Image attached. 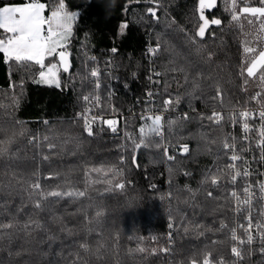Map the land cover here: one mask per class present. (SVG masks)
<instances>
[{
	"label": "trees",
	"instance_id": "1",
	"mask_svg": "<svg viewBox=\"0 0 264 264\" xmlns=\"http://www.w3.org/2000/svg\"><path fill=\"white\" fill-rule=\"evenodd\" d=\"M21 2L0 0V5ZM42 2L50 11L58 0ZM65 2L69 11L79 15L68 46L74 66L70 73H60V88L36 83V66L5 63L0 54V224H14L0 229V264H162L167 221L175 228L174 264H190L193 258L199 262L205 253L216 262L223 258L224 263H232L228 176L220 187L202 183L209 170L215 172L229 163L219 148L229 138V126L226 119L216 125L201 116L246 105L259 91V73L256 80L248 78L246 86V76L239 75L240 68L247 66L245 40L254 47L252 39L230 23L219 0L205 14L221 19L222 25L210 27L208 32L214 35L206 34L196 45L191 38L199 24L198 0H159L158 20L147 14V8L155 5L144 0ZM248 3L260 6L259 1ZM124 22L128 28L121 34L119 26ZM150 35L161 45L160 99L172 97V110L181 114L169 117L176 123L167 125L166 142L190 145L189 153L177 156L167 171L161 141H149L134 164L129 139L105 127L95 128L89 137L75 119L82 110L81 95L93 93L88 80L82 79L88 72L85 56L115 65L129 76L144 69ZM215 87L223 93V105L208 99ZM259 92L264 95V89ZM129 96L123 92L117 103L123 104ZM33 135L37 140L30 143ZM49 144L55 147L49 149ZM94 168L105 171H91ZM109 168L119 169L120 174L113 177ZM36 182L45 193L83 191L85 196L48 198L37 209L40 197L29 187ZM119 182L125 183L124 189L115 188ZM208 191L214 198L207 196ZM221 223L228 227L221 229Z\"/></svg>",
	"mask_w": 264,
	"mask_h": 264
},
{
	"label": "snow or ice",
	"instance_id": "2",
	"mask_svg": "<svg viewBox=\"0 0 264 264\" xmlns=\"http://www.w3.org/2000/svg\"><path fill=\"white\" fill-rule=\"evenodd\" d=\"M137 3L140 0H136ZM148 4L155 5L154 7L147 8V14L150 15L154 20H158L157 10L159 8V0H144ZM224 3L228 5L225 7V11L230 13V23L234 24L241 31L244 29V22L247 23L251 28L256 29V39L264 40V0H259L260 6H249L248 0H240L243 5L238 7V0H224ZM217 6V0H198V20L199 24L195 31V34L191 38V42L196 45L197 39L203 40L207 35H214L209 33L208 30L212 26H221L222 20L219 18H211L205 14V10H213ZM48 11V15H46ZM79 13L76 11H69L65 0H58V3L51 8L42 0H22L21 3H7L0 5V54H3L5 63L13 62L19 67L31 68L36 66L38 68L36 83L45 85H55L60 88V73H70L71 70V53L68 50L70 39L73 34V26L78 19ZM243 18V20H242ZM128 28L126 22L119 26L121 34ZM243 35L247 37L250 33L244 32ZM251 42L245 40V46L243 52L246 54L247 59L244 63L246 67H241L239 75L246 78L243 80V85H247L248 78H256L258 73V79L264 82V48L257 50L255 47L248 46ZM160 45L156 48L149 49L152 55H155L159 51ZM111 51L115 53L116 48H112ZM197 53H199V47L197 46ZM95 60V57L91 58ZM207 59H212V54H207ZM47 61V64H46ZM173 71H183V69H172ZM101 72L98 67L92 68L86 75L83 76V80H92L93 90L98 91L101 88L99 77ZM110 75V73L108 74ZM156 76H160L161 73L156 72ZM94 78V79H93ZM150 82L159 83V81H153L152 76L148 77ZM21 87H23V81H21ZM15 87V85H11ZM199 85L194 84V88ZM247 91V88H243ZM110 96V92H109ZM146 96L151 98L153 93L151 91L146 92ZM100 96L93 93L82 94L80 100L82 101V110L77 112L75 119L82 122L83 131L87 136L92 137L94 135V126L100 127V131H103L102 126H107L112 133L117 132L119 120L116 118H105L103 114H97L96 109H101ZM212 101H219L223 105V93L219 87H215V94L208 97ZM251 100L258 105V109L253 111L245 108L239 112L230 110L228 114L229 122L233 127L237 124V117H239V123L243 132L242 139L245 142L249 140V133L254 132L258 137L256 140V146L261 150L260 159L264 160V95L261 92H256ZM175 103H179V99L175 100ZM174 99L172 97L163 100V110L173 106ZM111 111H115L113 107ZM140 119L145 121L144 124L138 129L139 142L136 141L131 135L125 133L132 145V151L135 154L141 147L147 148L149 144L147 140L150 137H158L163 139V128H164V117L163 115L157 114L152 115L150 110H146L145 114H141ZM179 119V118H178ZM184 120L189 119L188 114L185 113L183 116ZM201 119H207L213 124L221 125L224 120V114L213 110L211 115L207 117L201 116ZM259 119L260 124L258 128H255L249 123L250 120ZM44 123H48L45 121ZM176 121H169V127L175 124ZM48 139L47 136L44 137ZM37 138L33 135L30 139V143L36 142ZM232 142L229 143L228 138L225 137L219 144L220 151L225 155L229 163L224 167H218L215 172L209 170L208 174L205 175L202 183L210 184L213 187H220L222 179L225 175L228 176V183L235 186L238 178H247L251 173L245 168L243 172L237 167V161H244V158L236 152L235 137H231ZM215 143V141H210ZM160 147V144L156 145ZM49 149L55 147L54 144L48 145ZM182 154H186L189 151L187 145H183ZM247 149L241 148V152ZM229 151L231 154L229 155ZM2 154V153H0ZM165 157L168 160H173L174 156L168 155V150L165 147ZM48 159V157H44ZM135 160V155H134ZM246 163V161H244ZM225 168L228 169L227 173ZM93 172H104L102 168H94ZM109 172L113 174V177L120 174L119 169L109 168ZM187 174V173H186ZM50 178V177H49ZM125 183L119 182L115 184L116 189H124ZM30 189L34 190L40 197L35 203V207L39 209L42 206L41 201L47 200L48 198L62 199L64 197H84L85 192L83 191H48L43 192L39 182L29 185ZM260 195L257 196L253 191V185L251 183L242 184L240 192L235 187L228 193V197L235 202V207L232 209L235 214H239L242 218L241 223L237 224L236 227L230 230V240L233 242L230 247V254L237 261H243L245 254L251 255V245L255 240H259L260 247L258 251L261 255H264V182L258 184ZM243 194V198L241 197ZM207 196L213 197V192L208 191ZM256 200V206L260 208V212L255 219L253 217L254 204ZM97 215H100L98 212ZM39 225H37L38 227ZM14 227L13 223H2L0 229H11ZM25 228L28 225L24 226ZM228 226L221 223L220 228L224 229ZM236 228L242 229L243 235L238 236ZM253 231L256 232V236L253 235ZM245 246H248L247 248ZM81 247L87 249V245H81ZM143 251V249H140ZM162 251L167 252L168 249ZM211 253H205L204 258L200 264H212L210 259ZM78 259V257H76ZM190 264H198L196 259H191ZM217 264H224L223 258L217 261Z\"/></svg>",
	"mask_w": 264,
	"mask_h": 264
},
{
	"label": "built area",
	"instance_id": "3",
	"mask_svg": "<svg viewBox=\"0 0 264 264\" xmlns=\"http://www.w3.org/2000/svg\"><path fill=\"white\" fill-rule=\"evenodd\" d=\"M240 1V0H238ZM248 1H259V0H248ZM152 47L151 45H147L145 49V66L144 69L140 72H133L129 76L124 74L123 76H119L118 69L115 65H107L108 68L103 69L102 68V62L100 60H93L95 62V67H98L101 76L99 77L101 88L98 91L93 90V95L98 94L100 96V103L103 108V99L104 94L106 93V97L108 101L110 102L109 110L106 113H103L101 109H96L97 114H103L105 118H116L119 120L117 132L119 135L123 133L125 134V129L127 127H133V129H136L138 132V129L141 127L142 124L145 123V121H142L140 119L141 114H145L146 110H150L152 115H163L164 117V128H163V139L161 140L158 137H150L149 139H155L159 140L163 143V155L165 159V167L168 168L170 166V163L173 162L177 156H184L186 154H182V147L183 145H187L190 150V145L188 144H170L166 142L167 139V125L168 122L171 120L169 117L176 116V114L181 115L180 112L176 110H172L170 107L168 111L163 110V101L160 99V79L162 78V73L156 69L155 64L157 63L158 56H153L149 49ZM89 58H92L89 56ZM110 62L111 60H107ZM159 72L161 73L160 76H156L155 73ZM110 73V75H108ZM152 76L153 81H159V83H153L150 82L148 77ZM94 79V78H93ZM107 79V80H105ZM107 88L106 91H104V88ZM151 91L153 93V96L151 98L146 96V92ZM110 92V96H109ZM123 92H127L130 94V96L125 100L123 104H118L117 101L121 98V94ZM115 108V111H111L112 108ZM258 105L255 104L254 101L249 98V101L246 105L237 106L231 109H228L226 111H218L224 114V119L227 120L228 126H229V143L232 142L231 137H235V144H236V152L240 154L244 161H237V167L243 172L245 168L251 173V175L247 178H238L237 183L235 186L230 185L231 190L233 187L240 192L241 185L251 183L253 185V191L256 193L257 196L260 195L258 184L260 182H264V160L260 159V149L256 146V140L258 137L255 135L254 132L249 133V140L248 142H245L243 137V132L239 123V117H237V124L235 127L232 126V124L229 122L228 114L229 111H235L239 112L241 110H244L245 108L251 109L253 111H256L258 109ZM172 121V120H171ZM249 123L253 125L255 128L259 127L260 121L259 119L256 120H250ZM98 126H94V129ZM107 128V126H102ZM93 129V130H94ZM109 130V129H108ZM110 131V130H109ZM111 132V131H110ZM165 147L168 150V155L174 156L173 160H168L165 157ZM241 148H245L247 150L241 152ZM189 152V151H188ZM231 154V151H229V155ZM229 171V170H228ZM230 190V191H231ZM241 197L243 198V194L241 193ZM254 204V211H253V217H254V223L255 219L258 216L260 212V208L256 206L257 201H253ZM235 207V202L232 200V209ZM243 222L242 218L239 214H235L232 210V224L230 226V230L234 227H236L237 224ZM172 228H174L172 221H167L166 224V246L163 247V249H168L167 252L162 251L161 253L164 255L163 257L166 258V261L162 264H171V261L173 260V245H174V232H172ZM171 229V230H170ZM237 235L242 236L243 231L242 229L236 228ZM253 235L256 236V232L253 231ZM233 243V242H232ZM259 240H255L254 243L251 245V255L245 254V258L243 261H237L233 258V262H229V264H256L258 262H261V264H264V255H261L258 251L260 247ZM246 248L248 246H245ZM162 249V250H163ZM212 264H217V262L214 260L213 256L210 257Z\"/></svg>",
	"mask_w": 264,
	"mask_h": 264
},
{
	"label": "rangeland",
	"instance_id": "4",
	"mask_svg": "<svg viewBox=\"0 0 264 264\" xmlns=\"http://www.w3.org/2000/svg\"><path fill=\"white\" fill-rule=\"evenodd\" d=\"M220 1V3H221V5L223 6V10L225 9V7H227L228 5H226L225 3H224V0H219ZM228 3L230 4V0H228ZM243 5L240 3V1H238V7H237V11H239V8L240 7H242ZM249 6H251L250 4H249ZM253 7H256V6H253ZM225 11V10H224ZM226 12V14L229 16V18H230V13L229 12H227V11H225ZM242 20H243V18H242ZM244 32H247V33H250V35H248L247 36V38L249 37V38H251L252 39V43H253V45H254V47L255 48H257V50H259L260 48H264V40H257L255 37H256V29L255 28H251L250 26H248L247 25V23L246 22H244ZM152 36L150 35V37H149V45H151L152 47H154V48H156V46L157 45H160V44H156L155 42H153L152 41ZM160 52H161V45H160V48H159V51L155 54V55H153L154 57L155 56H158V60H157V63L155 64V66H156V69L158 70V71H160L161 72V68H160V66H159V59H160ZM85 68H86V70H88V72L92 69V68H95V62L93 61V60H91V58H89V55H87V56H85ZM142 62H143V64H142V66L143 65H145V62H144V59L142 60ZM102 68L103 69H106V68H108L107 67V64H105V65H103L102 66ZM118 69V68H117ZM135 72H137V71H135ZM162 73V72H161ZM118 74H119V76H123L125 73L123 72V71H119L118 70ZM102 76V75H101ZM103 77V76H102ZM257 78V77H256ZM256 78H252L253 80H256ZM105 80H107V79H105ZM88 82L90 83V85H91V87L93 88V83H92V80L90 79V80H88ZM254 84H256V82H254ZM53 86H55V85H53ZM257 89L259 90V91H261V90H263L264 89V82H261L260 80H259V82H258V84H257ZM90 93V92H89ZM94 93V92H93ZM86 94H88V93H86ZM103 108H102V112L103 113H106L108 110H109V107H110V102L108 101V99H107V97H106V93L104 94V99H103ZM125 133H127V134H129V135H131L134 139H136V141L137 142H139V133L136 131V129H133V130H131V128L130 129H125ZM116 135H118L119 136V134L117 133ZM120 136H122L123 138H125V139H128V136H126L125 134L123 135V133H121L120 134ZM151 140H155V139H148L147 140V143L149 144V141H151ZM149 148V147H148ZM190 151V150H189ZM163 152V151H162ZM189 153V152H188ZM164 156V155H163ZM124 160H121V162H123ZM170 168V166L168 167V168H166L165 167V171H167L168 169ZM165 219H166V217H165ZM171 230V229H170ZM172 232H174V245H173V247H172V249H173V251H175V244H176V241H175V228H172ZM164 241H163V246H162V248H161V251L160 252H162V249H163V247H165L166 246V224L164 225ZM154 240V239H153ZM161 255L162 256H164L162 253H161ZM203 260V259H202ZM202 260L201 261H199L198 262V264H200V262H202ZM166 261V258H163V262H165ZM171 264H174V257H173V260L171 261ZM224 264H229V262H225ZM256 264H261V262H258V263H256Z\"/></svg>",
	"mask_w": 264,
	"mask_h": 264
},
{
	"label": "water",
	"instance_id": "5",
	"mask_svg": "<svg viewBox=\"0 0 264 264\" xmlns=\"http://www.w3.org/2000/svg\"><path fill=\"white\" fill-rule=\"evenodd\" d=\"M217 3H218V0H217ZM70 61H71V70H72V68H73V60H72V55L70 56ZM71 70H70V72H71ZM143 147H141L139 150H137L136 152H135V160H134V157H133V162H134V164H137V162H138V158H139V153H140V150L142 149Z\"/></svg>",
	"mask_w": 264,
	"mask_h": 264
},
{
	"label": "crops",
	"instance_id": "6",
	"mask_svg": "<svg viewBox=\"0 0 264 264\" xmlns=\"http://www.w3.org/2000/svg\"><path fill=\"white\" fill-rule=\"evenodd\" d=\"M3 55V54H2Z\"/></svg>",
	"mask_w": 264,
	"mask_h": 264
}]
</instances>
